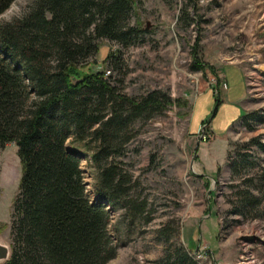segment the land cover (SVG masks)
Masks as SVG:
<instances>
[{
  "label": "rangeland",
  "instance_id": "obj_1",
  "mask_svg": "<svg viewBox=\"0 0 264 264\" xmlns=\"http://www.w3.org/2000/svg\"><path fill=\"white\" fill-rule=\"evenodd\" d=\"M34 1L16 0V9L11 6L0 23L22 16ZM131 1L130 25L144 32L142 42L127 50L102 42L94 70L106 71L107 50L119 51L120 72L126 74L114 73L113 84L131 98L161 92L172 105L163 117L137 123L118 159L133 177L134 195L147 200L151 222L132 223L122 212L111 213L108 235L117 251L108 264H158L169 248H182L194 264H243L245 259L264 264V201L257 218L232 214L231 187L245 189L242 181L254 177L256 169H240L234 176L227 163L229 152H249L264 168V153L254 145L244 148L252 140L264 146V125L248 132L239 122L264 111V0ZM67 149L86 160L80 171L93 198L92 150L71 143ZM19 180L17 149L5 145L0 243L9 249Z\"/></svg>",
  "mask_w": 264,
  "mask_h": 264
},
{
  "label": "trees",
  "instance_id": "obj_2",
  "mask_svg": "<svg viewBox=\"0 0 264 264\" xmlns=\"http://www.w3.org/2000/svg\"><path fill=\"white\" fill-rule=\"evenodd\" d=\"M15 1L0 0V16ZM133 10L131 0H36L22 16L0 23V150L15 145L20 164L10 256L3 264H108L117 251L108 235L111 213L122 212L132 223L151 222L147 200L134 195L133 177L118 159L135 125L163 117L172 102L157 91L131 98L115 86L112 75L122 70L119 51L107 50L106 71L94 70L102 42L125 50L142 42L144 32L130 25ZM239 122L253 132L264 125V111ZM70 143L92 150L93 199L80 171L86 160L69 153ZM251 145L264 153L257 140L244 148ZM227 163L234 176L256 169L242 181L245 189H231L232 214L257 218L264 168L249 152H229ZM158 264L194 263L182 248H169Z\"/></svg>",
  "mask_w": 264,
  "mask_h": 264
},
{
  "label": "water",
  "instance_id": "obj_3",
  "mask_svg": "<svg viewBox=\"0 0 264 264\" xmlns=\"http://www.w3.org/2000/svg\"><path fill=\"white\" fill-rule=\"evenodd\" d=\"M69 153L78 156L76 153H73L71 151H69ZM9 256H10V249L6 246L0 245V263H4V262L8 261Z\"/></svg>",
  "mask_w": 264,
  "mask_h": 264
},
{
  "label": "clouds",
  "instance_id": "obj_4",
  "mask_svg": "<svg viewBox=\"0 0 264 264\" xmlns=\"http://www.w3.org/2000/svg\"><path fill=\"white\" fill-rule=\"evenodd\" d=\"M12 7H15V5H13ZM9 11H10V10H9ZM8 16H9V12L6 11V12L3 14V16H0V19H6V18H8Z\"/></svg>",
  "mask_w": 264,
  "mask_h": 264
},
{
  "label": "bare ground",
  "instance_id": "obj_5",
  "mask_svg": "<svg viewBox=\"0 0 264 264\" xmlns=\"http://www.w3.org/2000/svg\"><path fill=\"white\" fill-rule=\"evenodd\" d=\"M16 6H17V4L15 5V7H12V11L16 9ZM0 245H1V243H0ZM2 246H3V245H2ZM244 261H245V262H244L243 264H250V261H251V260H250V259H245Z\"/></svg>",
  "mask_w": 264,
  "mask_h": 264
},
{
  "label": "built area",
  "instance_id": "obj_6",
  "mask_svg": "<svg viewBox=\"0 0 264 264\" xmlns=\"http://www.w3.org/2000/svg\"><path fill=\"white\" fill-rule=\"evenodd\" d=\"M86 193H87V191H86ZM93 199V198H92Z\"/></svg>",
  "mask_w": 264,
  "mask_h": 264
}]
</instances>
